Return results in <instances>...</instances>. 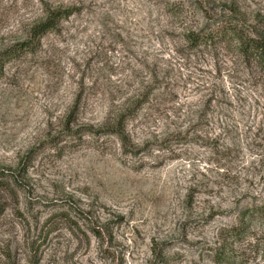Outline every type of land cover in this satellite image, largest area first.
Returning <instances> with one entry per match:
<instances>
[{
    "label": "rangeland",
    "instance_id": "1",
    "mask_svg": "<svg viewBox=\"0 0 264 264\" xmlns=\"http://www.w3.org/2000/svg\"><path fill=\"white\" fill-rule=\"evenodd\" d=\"M252 39L264 0H0V264H264Z\"/></svg>",
    "mask_w": 264,
    "mask_h": 264
},
{
    "label": "trees",
    "instance_id": "2",
    "mask_svg": "<svg viewBox=\"0 0 264 264\" xmlns=\"http://www.w3.org/2000/svg\"><path fill=\"white\" fill-rule=\"evenodd\" d=\"M52 19V18H50ZM51 22H47L45 24H43L42 26L39 27V30L41 29H45L51 26ZM38 31V30H37ZM232 31V30H231ZM233 31L235 32L236 29H233ZM245 49L249 52L255 53L256 55H258V57L262 60L263 64H264V39H252L249 41L245 42ZM15 51V49L12 50V52ZM248 212L253 214V215H259V216H263L264 217V203L260 204V205H253L251 208L248 209ZM98 235V233H97ZM217 255L219 256L220 259L224 260V259H229V257H233L232 254H230L226 249H220L217 252Z\"/></svg>",
    "mask_w": 264,
    "mask_h": 264
}]
</instances>
